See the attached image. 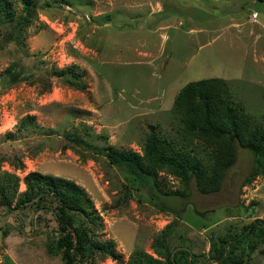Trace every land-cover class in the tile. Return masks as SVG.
Segmentation results:
<instances>
[{"label": "rangeland", "instance_id": "374dc122", "mask_svg": "<svg viewBox=\"0 0 264 264\" xmlns=\"http://www.w3.org/2000/svg\"><path fill=\"white\" fill-rule=\"evenodd\" d=\"M10 1L20 11L19 1ZM3 39L0 30V173L17 178L18 193L30 172L72 180L101 216L102 239L113 241L123 261L135 250L151 254L154 239L174 220L196 253L207 252V233L225 223L264 220V179L243 186L252 155L240 147L221 190L201 195L193 180L185 191L164 173L158 191H149L63 138L75 133L97 147L141 155L149 126L166 139L179 136L172 106L181 88L211 78L223 80L263 123L264 2L43 0L21 49ZM12 64L14 80L5 74ZM66 69L81 76L83 90L67 82L68 73L59 76ZM22 121L31 126L18 131ZM246 207L253 217H244ZM50 233L59 234L49 213L0 206V264H64L46 252ZM262 252L254 264H264Z\"/></svg>", "mask_w": 264, "mask_h": 264}, {"label": "trees", "instance_id": "16d2710c", "mask_svg": "<svg viewBox=\"0 0 264 264\" xmlns=\"http://www.w3.org/2000/svg\"><path fill=\"white\" fill-rule=\"evenodd\" d=\"M18 1L20 11L12 7L10 0H0V30L6 44L13 43L21 49L27 28L43 0ZM67 73L70 76L67 82L83 90L78 80L81 76L73 70L60 71L59 76ZM5 74L12 80L18 76L13 64ZM172 114L177 120L179 136L169 140L149 126L141 155L108 145L97 147L75 133L64 134L63 138L69 146L75 145L104 157L110 166L129 174L140 187L152 192L159 189V173L178 180L185 191L193 180L201 195L219 192L227 171L236 161L237 147L252 155L243 186L256 177L264 179V122H256L246 113L223 80L188 82L177 93ZM28 126L30 122L22 121L17 130ZM195 144H199V150L188 149ZM23 183L24 191L18 193L17 178L1 172L0 206L7 211L29 206L37 212L49 213L59 234L53 237L50 233L47 237L46 252L56 254L64 264H95L96 260L105 258L117 264H254L256 252L263 249L264 255L263 219L254 217L248 223L240 222L241 225L225 223L209 231L206 236L208 250L200 253L194 252L184 236L177 233L179 222L174 220L154 239L151 254L135 250L123 261L113 241L102 239V218L83 188L72 180L38 172L28 173ZM174 195L183 196L178 192ZM244 210L245 218L253 217L250 207Z\"/></svg>", "mask_w": 264, "mask_h": 264}]
</instances>
